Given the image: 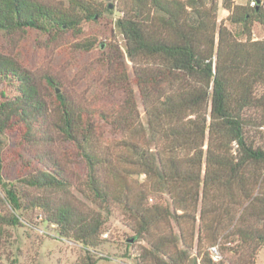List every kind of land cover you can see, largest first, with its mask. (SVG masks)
Listing matches in <instances>:
<instances>
[{"label": "trees", "instance_id": "16d2710c", "mask_svg": "<svg viewBox=\"0 0 264 264\" xmlns=\"http://www.w3.org/2000/svg\"><path fill=\"white\" fill-rule=\"evenodd\" d=\"M222 6L230 13L220 22L219 0H119L114 25L124 46L100 45L109 50L108 97L95 106L58 75L0 52V201L13 211L0 219L18 225L26 202L90 248L116 206L129 240L144 243L131 254L137 264H256L264 246V39L252 35L256 22L264 26V7ZM103 10L93 0H0V31L54 35ZM14 131L30 143L72 145L84 176L48 156V167L8 181L5 135ZM215 244L220 262L210 256Z\"/></svg>", "mask_w": 264, "mask_h": 264}, {"label": "rangeland", "instance_id": "374dc122", "mask_svg": "<svg viewBox=\"0 0 264 264\" xmlns=\"http://www.w3.org/2000/svg\"><path fill=\"white\" fill-rule=\"evenodd\" d=\"M47 1L69 5V0ZM93 1L104 8L102 14L96 20L75 29L54 35L31 28L13 32L0 31V52L30 69L58 75L66 88L84 103L95 106L107 101L108 94L103 88L107 81L104 60L105 53L109 50L104 49V44L100 45L115 42L124 46L123 35L114 25L120 15L119 0ZM240 1L247 3L250 0H236ZM109 5L112 6L107 10ZM229 13L223 8L222 0H219V21H225ZM252 36L254 39H264V26L256 22ZM93 40L96 45L91 50L80 48L81 43ZM140 106L143 110L141 101ZM262 129L264 131V127ZM5 142V178L8 181L17 180L25 172L36 168L48 167L47 163H51L48 162V156L62 162L76 178L85 174L84 163L70 144L59 141L46 146L40 140L30 143L18 131L6 134ZM263 142L264 137L259 143ZM75 193L85 200L80 193ZM5 195L0 185V198ZM25 204L26 202L21 208V223L18 225L0 219V264H88L89 257L95 261L94 264H137L131 254L144 243L129 240L134 233L124 224L120 209L116 206L104 212L106 221L100 243L96 247L86 248L80 242L61 236L55 226L44 221V213L43 218L40 216L41 210ZM3 213L8 217L13 211L7 202L0 201V214ZM106 232L109 233L108 236ZM222 252L224 254L223 250ZM226 264L233 263L227 259ZM256 264H264V246L258 253Z\"/></svg>", "mask_w": 264, "mask_h": 264}, {"label": "built area", "instance_id": "2783aa9c", "mask_svg": "<svg viewBox=\"0 0 264 264\" xmlns=\"http://www.w3.org/2000/svg\"><path fill=\"white\" fill-rule=\"evenodd\" d=\"M250 5L255 7V6H262L264 7V0H250ZM109 233L106 232V236H108ZM210 256L215 262H220L224 260V255L220 249L219 244L212 245L210 247Z\"/></svg>", "mask_w": 264, "mask_h": 264}, {"label": "water", "instance_id": "95a60500", "mask_svg": "<svg viewBox=\"0 0 264 264\" xmlns=\"http://www.w3.org/2000/svg\"><path fill=\"white\" fill-rule=\"evenodd\" d=\"M110 6H112V5H110Z\"/></svg>", "mask_w": 264, "mask_h": 264}]
</instances>
